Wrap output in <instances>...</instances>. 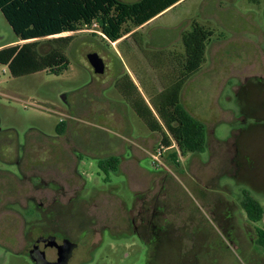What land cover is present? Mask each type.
<instances>
[{
    "label": "rangeland",
    "instance_id": "1",
    "mask_svg": "<svg viewBox=\"0 0 264 264\" xmlns=\"http://www.w3.org/2000/svg\"><path fill=\"white\" fill-rule=\"evenodd\" d=\"M192 21L213 36L180 104L206 126V147L178 154L177 165L174 142L161 147L131 106L135 92L116 84L130 72L149 104L179 76L180 32ZM65 36L68 45L50 41ZM16 40L0 12V47ZM55 47L67 62L58 75L13 77L0 66V194L14 191V209L39 194L35 184L58 189L63 220L113 227L101 230L86 264H264L255 242L264 216L251 223L240 205L247 192L264 208V0H187L118 45L119 57L92 29L40 39L36 52ZM89 53L103 59L102 75L93 74ZM111 156L122 167L101 170L99 161ZM0 264L30 263L0 250Z\"/></svg>",
    "mask_w": 264,
    "mask_h": 264
},
{
    "label": "trees",
    "instance_id": "2",
    "mask_svg": "<svg viewBox=\"0 0 264 264\" xmlns=\"http://www.w3.org/2000/svg\"><path fill=\"white\" fill-rule=\"evenodd\" d=\"M181 0H139L123 3L118 0H0V12L10 26L17 41H26L0 49V66H6L13 77L48 71L58 75L66 68V59L55 47L40 57L36 52L37 41L83 29L98 31L108 45L137 35L135 29L161 14ZM213 32L196 21L182 33L184 56L178 64L181 71L176 80L153 96L148 104L131 81L128 74L118 80L116 88L127 94L135 92L130 99L136 115L147 128L160 135V146L170 148L173 142L177 152L171 155L178 165L177 156L202 153L206 147V126L195 119L180 104V93L187 80L205 62V51ZM71 36L53 38L51 43L68 45ZM124 38V39H123ZM61 135L63 125L56 126ZM101 170H117L119 159L111 156L99 161ZM241 208L251 223H259L264 208L249 193H242ZM256 244L264 250V229L256 228Z\"/></svg>",
    "mask_w": 264,
    "mask_h": 264
},
{
    "label": "flooded vegetation",
    "instance_id": "3",
    "mask_svg": "<svg viewBox=\"0 0 264 264\" xmlns=\"http://www.w3.org/2000/svg\"><path fill=\"white\" fill-rule=\"evenodd\" d=\"M261 81L264 85V78ZM261 131L264 133V130ZM32 190L39 194L22 200L24 203H32L28 214H22L27 212L28 203L18 202L16 206L21 210L14 209V191L8 190L0 194V250L11 256L23 257L30 264H55L62 261L67 246L71 245L65 264L89 263L90 252L100 244V234L105 229L114 228L98 221L90 223L63 220L64 211L56 209L64 208L57 196L58 189L44 191L34 184ZM18 196L24 195L19 193ZM2 198L8 201L2 203ZM85 214L88 216L87 211ZM15 215L18 218L13 217ZM132 229L137 231L134 222ZM96 235L99 236L98 242L91 243Z\"/></svg>",
    "mask_w": 264,
    "mask_h": 264
},
{
    "label": "crops",
    "instance_id": "4",
    "mask_svg": "<svg viewBox=\"0 0 264 264\" xmlns=\"http://www.w3.org/2000/svg\"><path fill=\"white\" fill-rule=\"evenodd\" d=\"M186 1H187V0H181V1L177 2L175 5H173L172 7L168 8L167 10H165V11L162 12L161 14L157 15L156 17H154L153 19H151L150 21H148L146 24H144V25H142L141 27L135 29L134 31H136L137 33H141V31H142L145 27L151 25L156 19H158V18L164 16V15L167 14L169 11L175 9L176 7H178L179 5H181L182 3L186 2ZM183 32H185V30H183V31L180 32V37L182 36V33H183ZM124 38H125V40H124L123 42H122V39H121V40H119V41H117V42L111 44V47L114 49V54H116V56H118V57H119V54L117 53V51L115 50V48H116L118 45H121V44H124V43H128V42L130 41V38H128V37L126 38V36H125ZM124 38H123V39H124ZM20 42H24V43H26V41H17V40H16L15 42H11V43L6 44L5 46L0 47V49L5 48V47L14 46V45H19ZM24 43H23V44H24ZM21 45H22V44H21ZM19 46H20V45H19ZM129 49H130V48H129ZM122 65H123V63H122ZM128 75H129L131 81H132V82L134 83V85L137 87V89H138L139 93L141 94V96L143 97L144 95L142 94V92H141V90H140V87H139V85H138V83H137V81H136V79H135V76H134L133 74H131L130 72H129ZM145 101L147 102V99H146ZM114 116H115V114H114ZM118 116H120V115H118ZM191 116H192V115H191ZM195 119H196V118H195ZM118 123L120 124V119H119ZM206 131H207V130H206ZM150 147H151V146H150ZM121 167H122V164H120V159H119V165H118V168H117V170H116L115 172H117Z\"/></svg>",
    "mask_w": 264,
    "mask_h": 264
},
{
    "label": "water",
    "instance_id": "5",
    "mask_svg": "<svg viewBox=\"0 0 264 264\" xmlns=\"http://www.w3.org/2000/svg\"><path fill=\"white\" fill-rule=\"evenodd\" d=\"M87 62L95 75H102L105 72V63L97 53H89L86 56ZM71 245L67 246V252L61 262L55 264H65L68 259V254L71 252ZM47 261V260H46ZM48 264V263H47Z\"/></svg>",
    "mask_w": 264,
    "mask_h": 264
},
{
    "label": "built area",
    "instance_id": "6",
    "mask_svg": "<svg viewBox=\"0 0 264 264\" xmlns=\"http://www.w3.org/2000/svg\"><path fill=\"white\" fill-rule=\"evenodd\" d=\"M163 150L162 148H159L156 153H154L152 155L153 161H154V165L160 164L161 163V158L163 156L162 154Z\"/></svg>",
    "mask_w": 264,
    "mask_h": 264
}]
</instances>
